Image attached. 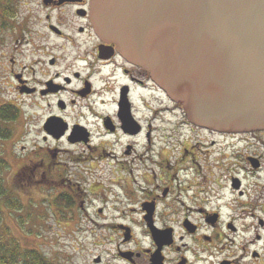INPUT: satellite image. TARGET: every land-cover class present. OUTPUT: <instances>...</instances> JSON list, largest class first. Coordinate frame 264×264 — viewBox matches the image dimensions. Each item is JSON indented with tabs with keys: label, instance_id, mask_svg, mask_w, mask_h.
<instances>
[{
	"label": "flooded vegetation",
	"instance_id": "1",
	"mask_svg": "<svg viewBox=\"0 0 264 264\" xmlns=\"http://www.w3.org/2000/svg\"><path fill=\"white\" fill-rule=\"evenodd\" d=\"M91 2L15 0L6 27L0 14V95L14 93L2 105L16 106L26 124L13 144L20 168L12 180L43 192L56 216L69 213L90 233L86 264H264V220L238 227L232 218L255 217L250 200L264 215V154H245L264 149V130L193 124L144 66L99 36ZM147 93L160 97L158 107ZM30 134L29 147L17 145ZM245 163L256 195L242 191L239 175L228 178ZM70 164L77 171L67 176ZM67 196L65 207L58 200Z\"/></svg>",
	"mask_w": 264,
	"mask_h": 264
},
{
	"label": "water",
	"instance_id": "2",
	"mask_svg": "<svg viewBox=\"0 0 264 264\" xmlns=\"http://www.w3.org/2000/svg\"><path fill=\"white\" fill-rule=\"evenodd\" d=\"M99 36L217 132L264 130V0H92Z\"/></svg>",
	"mask_w": 264,
	"mask_h": 264
},
{
	"label": "rangeland",
	"instance_id": "3",
	"mask_svg": "<svg viewBox=\"0 0 264 264\" xmlns=\"http://www.w3.org/2000/svg\"><path fill=\"white\" fill-rule=\"evenodd\" d=\"M3 94V96L0 95V106H2V102L13 100V89H5ZM149 95L151 96L150 93H147L148 98H150ZM158 98L160 97L150 98V102L154 107H158L161 103V99L158 100ZM163 100L167 103L165 99ZM24 110L28 112L27 107ZM18 115L9 125L3 121L11 119L0 117V127L10 132L8 137L0 136V187L1 191L3 190V193H5L0 196V240L1 238L6 240L5 235L9 238H14L22 248L38 250L55 264H86L84 263L85 260L92 259V253L94 252L93 247L90 245L92 242L90 233L79 231L77 220L73 215L62 213V215L57 214L58 216H56L46 203L43 192L36 193V190L29 186L28 183L22 184V180H12V173L20 168V164L12 156L13 144L14 141L21 139L20 136L26 126L25 121ZM165 117L171 118L172 114H167ZM33 136V134H30L29 137L26 135L17 145L23 144L29 147ZM262 139L264 140V135ZM262 147L258 145L256 150L247 151L245 154H264ZM225 160L238 161L239 158L228 154ZM242 166L246 167L242 170L243 173L242 171L240 172ZM69 167V172H65L67 176L69 173L77 171L74 164H70ZM232 174L239 175L243 180V192L249 196L256 195L254 184L257 180V175L247 163L231 166L228 178ZM261 181L264 182L263 179ZM226 193L230 201L237 200L229 187L226 188ZM247 198L250 199L249 197ZM35 199L39 201L38 204H34ZM248 202L254 205L255 208L248 213H256V216H233L232 218L236 219L235 224L238 227L247 224H259V219L264 220V215L259 210L261 207L257 208L254 200ZM236 206H239V204ZM228 219L229 216H226L225 220ZM80 222L82 226L87 224V220L84 217L80 219ZM259 233L263 234V231L261 230ZM236 240L240 242L236 246H242L243 238H237ZM85 242H88L85 245L86 247L80 249L79 243L84 245ZM259 246L262 248V245Z\"/></svg>",
	"mask_w": 264,
	"mask_h": 264
},
{
	"label": "trees",
	"instance_id": "4",
	"mask_svg": "<svg viewBox=\"0 0 264 264\" xmlns=\"http://www.w3.org/2000/svg\"><path fill=\"white\" fill-rule=\"evenodd\" d=\"M14 1L0 0V14L2 13L3 15V27L8 26L7 18L16 9ZM18 114V108L16 106L9 104L0 106V117L3 119H15ZM9 134V131L0 128V136L8 137ZM4 194L0 187V196ZM58 201L60 204H64L65 207L73 203L72 198L69 196L59 198ZM5 236L6 240L2 238L0 240V264H55L40 251L24 249L16 239L9 238L7 235Z\"/></svg>",
	"mask_w": 264,
	"mask_h": 264
}]
</instances>
